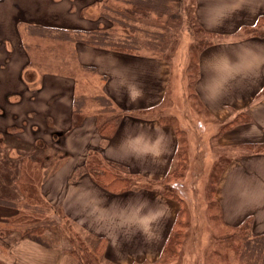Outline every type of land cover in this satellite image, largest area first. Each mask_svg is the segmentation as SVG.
Listing matches in <instances>:
<instances>
[{"label":"crops","instance_id":"obj_1","mask_svg":"<svg viewBox=\"0 0 264 264\" xmlns=\"http://www.w3.org/2000/svg\"><path fill=\"white\" fill-rule=\"evenodd\" d=\"M8 1L14 6V0L0 4ZM95 4L101 9L105 0H91L80 17L66 19L68 26L44 18L41 10L34 16L36 24H58L63 31L28 30L17 21L16 8L13 20L0 24V37L12 53L0 62V106L6 110L0 125L9 126L17 115L42 137H0V264H84L76 257L83 253L69 223L89 240H106L103 258L112 264H155L180 210L160 185L182 138L200 150L213 138L221 149L239 150L226 158L214 199L224 228L250 221L253 233L264 236V36L244 33L264 16V0H193L198 23L221 37L200 54L188 87L215 120L206 125L192 103L185 115L172 111V63L165 54L172 42L165 41L171 20L185 25L186 13L163 16L165 37L157 48L163 54H154L152 45L127 53L88 42L105 26ZM180 84H185L181 78ZM180 93L175 101L190 100ZM243 112L250 119L234 123ZM115 117L120 121L115 133L101 134V124ZM192 121L203 126L197 142L190 140ZM253 146L260 149H249ZM90 158L126 175L130 189L117 193L102 187L86 171ZM44 201L68 219L70 241L32 236L36 225L23 223L28 207L41 210Z\"/></svg>","mask_w":264,"mask_h":264},{"label":"rangeland","instance_id":"obj_2","mask_svg":"<svg viewBox=\"0 0 264 264\" xmlns=\"http://www.w3.org/2000/svg\"><path fill=\"white\" fill-rule=\"evenodd\" d=\"M24 4L27 2H34L36 0H22ZM101 1V0H99ZM122 0H105V4L101 6L100 4L96 5V10H99L101 14H106L107 17L113 18V14H116L117 9L122 11L125 6L123 7V3L126 4V1ZM175 8H174V14H179V11L182 10V13H184V9H187L189 11H192V3L193 0H176ZM12 2V1H11ZM10 1L0 4V24L4 26H7V24L12 21L11 11L15 10V7L12 5ZM120 2V3H119ZM41 3H44V11L46 16L44 18H48V16L55 17L58 22H62L65 25L68 26L69 21L74 18H77L76 14V8L74 9L73 3H76V7L81 8L82 10H86L88 7V4L91 3V0H61L58 4L53 5L51 3H46L45 1L37 2V4L40 6ZM29 4V3H28ZM35 5V4H34ZM72 5L74 6L72 8ZM105 7L107 8V11L105 10ZM70 8L69 12H67V9ZM72 8V10H71ZM15 14V13H14ZM70 15L68 18L66 15ZM99 14V13H98ZM87 18H88V14ZM80 17V15H79ZM94 18H97V16H94ZM182 18V17H181ZM103 21V24H105L106 27H110L112 23L109 20L101 19ZM18 21V18H17ZM171 20V24L173 26V29L171 31V36L169 40H166L165 42L171 43L169 50L165 53L167 56V59H169L172 63V84L171 85V94L172 91L174 92L172 94L173 97V112L176 114H187L189 111L192 103V106L194 105L195 109L201 113L203 117H200L203 124L206 125L209 122L213 123L212 121H215L208 113L202 109L200 106V103L196 101V99L192 98L194 95L191 94L192 89L188 90L189 84L191 86L190 75L194 74L196 72L195 69H191V73L189 74V66H190V46L192 43H194V38L192 34L188 30V22L186 20V24H183V20L175 21ZM86 24H93L92 22ZM185 23V22H184ZM122 26L124 24H121ZM119 24H115L113 32L117 35V40L121 43V45L126 42L127 44L130 43V41H126L125 39L130 38L128 36L129 31L125 30L121 27ZM1 26V25H0ZM93 26L97 27L96 24H93ZM103 26V25H102ZM103 26V27H105ZM175 27V28H174ZM23 28V26H22ZM258 28V29H257ZM256 26L254 28L246 29L244 32L251 33V35L257 36L258 34H254L255 32L264 31V21L261 22L258 27ZM179 29H181L179 31ZM248 30V31H247ZM21 31V28H20ZM156 31V29H154ZM177 33L176 35H174ZM144 35L143 34H137L135 33V37L133 38L132 43L134 45H137V39L140 41ZM243 36V33L241 34V37ZM154 36L152 37V39ZM221 37H216L215 42H217ZM152 44H154L152 42ZM159 44V43H158ZM168 44V45H169ZM160 45V44H159ZM167 45V46H168ZM162 46V45H161ZM62 51L65 53V48H62ZM163 49L158 50L154 52L156 55L163 54ZM66 55V54H65ZM17 58L15 55L14 58ZM21 58V57H19ZM188 64V65H187ZM67 69H71V63H66ZM195 75H193V78ZM180 78L181 81H185V84H180ZM183 91L184 94L186 93L188 96H190L189 101H182L181 99L177 102L175 101L174 97L177 95V93H180ZM185 94V95H186ZM178 96V95H177ZM177 107L174 109V106ZM18 114V113H15ZM241 113H238L240 116ZM16 115L14 119L12 120V124H10L7 127H2L0 125V128L4 131H8L7 135L11 134V138H23V136L28 135V137L31 140H34L37 138V140H41L40 134H37L35 136L32 128L33 123H30L28 120H21L17 118ZM241 118V117H240ZM208 121V122H207ZM175 124L177 125L176 120H173ZM201 122H195L192 121V130H191V138L193 141L197 142L200 138V129H202V125H200ZM173 124V123H172ZM174 124V125H175ZM197 125L195 127L194 125ZM4 128V129H3ZM204 128H206L204 126ZM0 129V130H1ZM21 129V130H20ZM10 130V131H9ZM11 132V133H9ZM3 134L0 133V137ZM8 135V136H9ZM6 136V138L8 137ZM207 136V135H206ZM10 137V136H9ZM185 137V136H184ZM1 139V138H0ZM183 140L185 138H182ZM188 142L189 139L187 138ZM51 141V139H50ZM215 139L213 138L212 141L209 143H205L208 147L200 150L195 148V143H189V147L186 143H184V148H186V158H187V169L184 172V176L179 180H174L170 182V186L172 187L173 192H175V195L177 199H181L183 205L185 206V209L187 211L189 220H190V231L188 236V241L186 248L184 249V254H182V261L181 264H218V261L222 260V257H226L227 261H223L222 264H263V258H264V249L259 248L257 240H253L252 236H255L252 229L251 230H243V235L247 237L249 241V248L246 251V257L244 259H240L239 255L236 254V251L234 250V246H238L243 244L244 241L242 240H236L235 243L232 244L230 240L223 238L224 235L227 233H230L232 236L233 234H237V237L239 236V233H237L238 229H226L224 228L222 221H221V215H220V207L216 204L214 201V197L212 195V191L216 189L217 180L220 176L221 170L223 171L226 167L227 163V157L229 155L234 154L238 152L239 150L235 149V151H232V149L225 150L219 148L216 143ZM212 143V144H211ZM195 145V146H194ZM229 154H227V152ZM91 162L90 160H88ZM101 163V161H100ZM176 165V161L173 163L172 168ZM81 172V169L78 170V172ZM121 177H126V175ZM161 186V185H160ZM162 192V189H160ZM213 200V209L209 210L208 206V199ZM172 199V198H171ZM175 200V199H173ZM177 201V200H175ZM39 208V207H38ZM41 210H34L33 206H29L27 210V214L23 217V223L28 224V228L36 225V229L32 230V236L37 235L38 237H43V240H59L60 242L64 240L66 243L68 240H71V237L74 236L78 241L75 239V244L81 243L82 241H89L88 243L84 242L85 245H79L76 246L77 248L84 249L86 255H93L94 247L96 245V242L98 240H89L87 239V236L84 234L85 232L83 230H80L76 225H73L69 223V229L71 233V237L68 232L67 228V218L63 213H59L58 211H54V208L50 207L49 204H46L45 201L43 202V207H41ZM61 207L58 208L59 211H61ZM59 224L55 226V222ZM71 222V220H69ZM31 230V229H28ZM241 231V230H240ZM1 232V231H0ZM34 232V233H33ZM68 232V233H67ZM230 235V236H231ZM249 237V238H248ZM251 237V238H250ZM73 238V237H72ZM256 239V237L254 238ZM245 240V241H248ZM264 242V240H261ZM63 245V242H62ZM261 247V246H260ZM263 250V251H262ZM82 251V250H81ZM261 252V253H260ZM84 253V251H83ZM221 255H220V254ZM79 255V254H78ZM218 255V257L216 256ZM80 256V255H79ZM95 256V255H94ZM222 256V257H221ZM82 262L84 264L86 263V259H84V255L81 256ZM102 258V257H101ZM160 258V257H159ZM112 264L111 262L105 260L104 258L101 259V262L99 261V264ZM90 264H96L94 262H91ZM146 264V263H145Z\"/></svg>","mask_w":264,"mask_h":264},{"label":"trees","instance_id":"obj_3","mask_svg":"<svg viewBox=\"0 0 264 264\" xmlns=\"http://www.w3.org/2000/svg\"><path fill=\"white\" fill-rule=\"evenodd\" d=\"M38 1L39 0H36L35 3L32 1L24 4L22 0H14V6L17 10L16 14L18 16V21L22 23V25L24 24L26 28L31 31H33L37 27L43 30L44 33H46L51 29L63 31L61 27H58V24L56 26L54 24H47V22L45 23L41 22L43 24L41 23L36 24V22L34 21V16L39 13V10H41L42 12L45 10L44 9L45 7L43 6L44 3H41L39 6L36 3ZM50 1L51 0H46L45 2L49 4ZM123 1H126V4H124ZM175 1L176 0H122L121 4L123 3L122 5L123 7L125 6V8L122 11H120V9L119 10L117 9L118 12H116V14H113L114 15L112 16L113 18L107 17V13L102 15V18L109 20L112 23V25L108 28H104V27L98 28V32L91 33L88 42L92 43V45H97V46L99 45L108 49L131 53L132 51L136 50V45H134L131 40H133V38L135 37V33L137 34L140 33L144 35L143 36L144 38H142V40L140 41L137 39L138 49L148 45H152L153 49H157L158 46H160L161 43H163V39L165 37L163 33H164V25H166V21L163 20V16L174 14ZM73 5L72 8L75 6ZM75 8L77 9L76 14L81 16L84 10L76 6L74 7V9ZM192 9H193L192 11L184 9V12L186 13V20L188 22V30L194 38L193 41L194 43H192L190 46L191 62L188 68L189 71L191 69L196 70L200 54L207 47L212 45L215 42V38L217 37L215 34L206 31L198 23L194 13L193 3H192ZM105 10L107 11L106 7ZM263 21H264V16L258 19L256 28ZM116 23L119 25L124 24L123 26L121 25V27L129 31L128 36H130V38H127L125 40L130 41V43L127 44L126 42H124V44L121 45V43L116 39L117 35L115 34V32H113L114 30H112L115 27L114 25ZM154 29H156V31H154ZM254 34H258L257 36L261 37L264 36V31L255 32ZM153 36L154 38L152 39ZM152 42L154 44H152ZM7 46H8V41L0 37V47H3L2 50H4V53L2 50L0 51V62L7 61L12 54L11 50L7 49ZM188 73L190 74L191 71ZM195 74L196 73L194 72V74L189 76L190 80L193 79V75ZM193 82L194 80L191 81V86ZM5 114H6L5 108L0 106L1 118ZM249 119L250 117L248 113L243 112L240 114V116L239 115L236 116V118L234 119V123L246 122ZM119 123L120 121L118 117L106 121L105 123L101 124L100 133L106 135L107 137H111L117 130ZM229 124L231 125V123ZM178 135H181L180 132H178ZM3 136L5 138V136H7V133H5V135L3 134ZM184 143L185 140L182 139L180 141V145L176 155V165L172 168V170H170L167 177L161 184L162 193L166 197L177 200L180 204V210L176 218V221L173 224V227L164 244V247L160 254V258L155 264H181L182 254H184V249L186 248L187 245L188 236L190 237L189 235L190 220L187 211L182 203V200L177 199L175 192H173L172 187L170 186V182L181 179L184 176V172L187 169L186 148H184ZM249 149L255 150L260 148L259 146H253L250 147ZM86 171L91 173L94 176L95 180L102 187L106 188L111 192H117V193L125 192L129 190L132 185L129 178L126 177L123 178L121 176H118L108 166H106L102 162L100 163L99 159L96 160L92 159L91 162H88L86 166ZM214 194H215V189L212 191L213 197ZM214 201L211 200V198L208 199L209 210L213 209ZM0 204H4V203L0 202ZM236 229H238L237 233H239L240 237H237L236 236L237 234H233L232 236L230 233H227L226 235L223 236V238L232 239L230 240L232 244L235 243L236 240L237 242L238 240L244 241L243 244L241 245L238 244V246H234V250L236 251V254L239 255L240 259H244L246 257V251L249 248L250 240H248L247 237L243 235L244 233L243 230H251V222L247 221L242 226ZM252 237L253 240L259 241L257 246L261 249H264V242L261 241L264 240V236L255 235ZM255 237L256 239H254ZM84 242L88 243L89 241H84ZM84 242L83 241L81 243L78 242L77 244L82 246L85 245ZM105 249H106V240L103 239V240H98L96 242V245L94 247L95 254L86 255L85 254L86 250L84 249H82L81 252L83 253L84 251L83 255L86 259L87 264H90L91 262L99 264V261L101 262V259L103 258ZM79 255H77L76 257H78V259H81L82 255L80 256ZM216 256L218 257V255ZM222 260L227 261L225 256L222 257ZM222 260L218 261V264H222L223 263Z\"/></svg>","mask_w":264,"mask_h":264}]
</instances>
